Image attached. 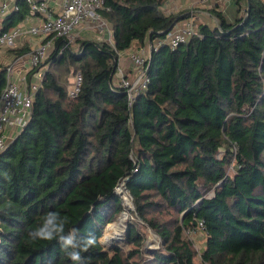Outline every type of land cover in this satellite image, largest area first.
Returning a JSON list of instances; mask_svg holds the SVG:
<instances>
[{
  "label": "trees",
  "instance_id": "obj_1",
  "mask_svg": "<svg viewBox=\"0 0 264 264\" xmlns=\"http://www.w3.org/2000/svg\"><path fill=\"white\" fill-rule=\"evenodd\" d=\"M165 5L105 0L112 43L84 36L74 49L55 39L30 122L0 153V264H79L72 251L83 264L145 263L135 222L128 251L100 242L123 211L115 190L126 178L135 213L163 242L150 264H197L185 233L198 229L206 234L200 264H264V2L236 0L233 20L212 7L215 21L196 23L198 34L174 49L154 42L190 14H167ZM17 6L2 32L32 15L25 0ZM143 48L149 82L131 100L115 79L119 58ZM78 70L83 84L72 99ZM6 83L0 64V94ZM49 213L63 235L75 234L73 245L97 243L83 251L58 237L32 240Z\"/></svg>",
  "mask_w": 264,
  "mask_h": 264
},
{
  "label": "built area",
  "instance_id": "obj_2",
  "mask_svg": "<svg viewBox=\"0 0 264 264\" xmlns=\"http://www.w3.org/2000/svg\"><path fill=\"white\" fill-rule=\"evenodd\" d=\"M25 1L30 5L31 14L38 17L39 22L29 27H26V23H20L10 31L0 32V53L5 48L17 47L20 39L27 34L41 37L42 40L6 66L7 83L0 94V153L30 122L33 103L48 69L47 60L54 51L56 38H63L66 41L65 46H68L76 37H81L83 32L99 30L102 33L99 32V39L112 43V26L101 13L105 8V0H61V8L56 14L48 0ZM205 1L207 0L199 2ZM221 1L229 0H218V2ZM8 7L4 3L2 11L4 12ZM17 9V4L12 7V11ZM197 34L195 18L192 15L181 16L164 37L155 40L154 46L168 45L174 49ZM152 47L150 44L149 49ZM124 54L128 56L135 68V73L132 78L127 77L120 63L123 56L121 53L116 80L127 89L129 98L134 100L139 92L146 89L149 82L147 75L149 55L136 49ZM16 64L18 67L20 65V69L17 70ZM82 84L83 73L78 70L73 74L68 86V96L72 99L77 98ZM199 227H203L202 222L199 223ZM195 231L197 230L188 232Z\"/></svg>",
  "mask_w": 264,
  "mask_h": 264
},
{
  "label": "crops",
  "instance_id": "obj_3",
  "mask_svg": "<svg viewBox=\"0 0 264 264\" xmlns=\"http://www.w3.org/2000/svg\"><path fill=\"white\" fill-rule=\"evenodd\" d=\"M51 8L54 11V14L58 13L61 8V0H48ZM200 0H166V7L169 8L168 13H175L178 14L180 12H185L192 15L195 18L197 24L202 22H206L212 24L215 20L214 17L211 15L210 9L214 6H218L220 10L224 12L226 17L229 20H233L236 15L237 5L236 0H229L227 2H218V0H207L204 3H200ZM6 3L9 7L4 12L2 11L3 4ZM17 4V0H0V32H2V25L4 22L5 17L8 13L12 11V7ZM199 5H202L204 9H198ZM228 10V11H227ZM39 22L38 17L34 15H30L25 21L22 23H26V27H29L35 23ZM88 34L91 32H83L81 37L86 36L89 37ZM41 37H34L30 35H24L20 41L19 45L15 48L19 47H28V51L33 48L39 41H41ZM150 46V43H149ZM14 48H5L0 53V64L3 66H8L9 64L13 63L14 60L17 59L18 56L21 54L13 53L11 50ZM126 53V52H124ZM123 53L121 58V66L124 69L125 74L127 77L132 78V75L135 73V68H133L128 56ZM16 64L17 70L20 69Z\"/></svg>",
  "mask_w": 264,
  "mask_h": 264
},
{
  "label": "rangeland",
  "instance_id": "obj_4",
  "mask_svg": "<svg viewBox=\"0 0 264 264\" xmlns=\"http://www.w3.org/2000/svg\"><path fill=\"white\" fill-rule=\"evenodd\" d=\"M198 7H199L198 9H204V8H202V5H199ZM164 9H165V12L168 13L169 8L165 6ZM99 32H100L99 30L91 31V34H88L89 38L96 39V40H101V39H99V36H98ZM78 38H86V37H84V36L83 37H76L73 40V42L71 43V46L74 49H77V39ZM142 51L145 52V53H148V48H143ZM126 53H128V51ZM69 76L71 77V74ZM69 79L72 80V78H69ZM71 80L69 82H71ZM221 153H220V155H221ZM234 171H235L234 163H232L227 168V172H228V174L230 176H232L234 174ZM116 189L119 192H121V190L123 191L122 194H119V196L121 198L122 197L124 198L123 194H125V196L130 200L131 206L133 208H130V209H128V211H126L127 209H126V206L124 205L123 211L118 215L117 219L114 222L109 223L106 226V229H107V227L110 224H115V223L119 222L121 217H122L121 216L122 213L123 212H124V214L127 213V216H126V218L124 220V223H123V238H122V241L120 240L119 242L115 243L113 248L120 247V248H123L124 250H127V251L129 249H131V247L125 243L126 230L128 228V224L130 222H135L138 225L139 231L141 232V234H143L145 236V244H144L145 256L143 257V260H144L143 262H145V263H143V264H150L152 262V255H151L152 252L155 251V250H159L163 246V242H162L161 238L158 236V234L155 232V230H153L147 223H145L143 220H141L137 216V214L135 213V206H134L132 197L130 196L129 192L127 190H125L120 184L117 186ZM123 202H124V200H123ZM150 216H152L153 218L158 219L160 222H164V221L169 220L171 215H168L166 211H162V210L153 211V210H151L150 211ZM106 229H105V231H106ZM103 235H102V237H103ZM185 235H186L187 239L191 241L193 249L195 250V253L197 254L196 259H195L196 263L200 264V262H201V254H202V252H203V250H204V248L206 246V234H205V232L203 230H201V229H198L195 232H188V230H187ZM102 240H103V238L101 239V241Z\"/></svg>",
  "mask_w": 264,
  "mask_h": 264
},
{
  "label": "clouds",
  "instance_id": "obj_5",
  "mask_svg": "<svg viewBox=\"0 0 264 264\" xmlns=\"http://www.w3.org/2000/svg\"><path fill=\"white\" fill-rule=\"evenodd\" d=\"M56 220L57 215L55 213H49L44 224L41 227L29 231V237L32 240H52L58 237L63 248L67 249L69 246H73L78 247L83 251H87L90 246H93L97 243L96 238L93 236L87 238L82 246L73 245V236L75 234L71 233V235L68 236L63 235V225L57 224ZM68 254L74 262H79V264H83V258L80 254V251H72Z\"/></svg>",
  "mask_w": 264,
  "mask_h": 264
},
{
  "label": "bare ground",
  "instance_id": "obj_6",
  "mask_svg": "<svg viewBox=\"0 0 264 264\" xmlns=\"http://www.w3.org/2000/svg\"><path fill=\"white\" fill-rule=\"evenodd\" d=\"M122 193V192H121ZM124 195V205L126 206V211H128V209H130L132 206H131V202L130 200ZM127 216V213L122 215L121 219L119 222L115 223V224H110L106 231L104 232V235H103V243L106 245V246H110V245H114L115 243L119 242L120 240L122 241V238H123V223H124V220ZM125 227V226H124ZM102 239V238H101Z\"/></svg>",
  "mask_w": 264,
  "mask_h": 264
},
{
  "label": "water",
  "instance_id": "obj_7",
  "mask_svg": "<svg viewBox=\"0 0 264 264\" xmlns=\"http://www.w3.org/2000/svg\"><path fill=\"white\" fill-rule=\"evenodd\" d=\"M127 181H128V178H126V179H124L123 181H122V183L120 184L125 190H127V187H126V183H127ZM116 191V193L117 194H122L121 192H123L122 190H121V192H119L117 189L115 190ZM123 198V197H122ZM131 208H133V207H131ZM124 214V212L122 213V215ZM121 215V216H122ZM0 234H1V232H0ZM159 236V235H158ZM160 237V236H159ZM161 238V237H160ZM100 242H101V244L103 245V247L105 248V249H107V250H109V251H112L114 248H113V246L115 245H110V246H106L104 243H103V241H101V238H100ZM107 247V248H106Z\"/></svg>",
  "mask_w": 264,
  "mask_h": 264
}]
</instances>
